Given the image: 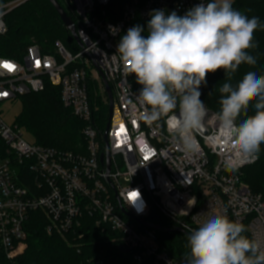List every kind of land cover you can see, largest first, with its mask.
<instances>
[{"label":"built area","instance_id":"obj_1","mask_svg":"<svg viewBox=\"0 0 264 264\" xmlns=\"http://www.w3.org/2000/svg\"><path fill=\"white\" fill-rule=\"evenodd\" d=\"M25 1L0 7V35L8 30L5 15ZM201 2L210 0H66L79 39L73 38L74 52L56 40L50 52L32 43L19 59L0 57V258L18 264L26 223L37 211L47 220V233L60 236L75 231L88 214L96 226L120 235L123 246L135 251L136 264H186L163 250L149 230L146 223L155 213L188 234L209 217L225 216L242 223L250 239L264 242V195L243 180L244 168L256 164L260 153L238 155L206 104L202 126L193 132L196 147L186 151L171 134L172 114L145 119L150 109L136 99L141 86L116 53L129 28L140 25L148 35L153 10L183 16ZM48 82L82 122L84 152L36 144L4 119V104L42 92ZM106 83L112 95L108 155L107 125L102 130L95 119L100 105L110 111Z\"/></svg>","mask_w":264,"mask_h":264},{"label":"clouds","instance_id":"obj_2","mask_svg":"<svg viewBox=\"0 0 264 264\" xmlns=\"http://www.w3.org/2000/svg\"><path fill=\"white\" fill-rule=\"evenodd\" d=\"M150 15L148 35H142L140 25L129 28L116 53L125 72L141 86L136 99L150 109L145 119L153 122L172 114L173 138L192 151L193 132L206 115L201 85L208 73H235L242 63L254 66L256 58L248 50L257 47L254 33L264 25L234 9L233 0L201 2L183 16L164 10ZM219 92L217 119L237 154L245 159L258 154L264 144V75L249 71L235 87L225 82ZM252 102L254 114L237 124ZM245 231L238 221L209 217L188 236L186 264H264V242L243 235Z\"/></svg>","mask_w":264,"mask_h":264},{"label":"trees","instance_id":"obj_3","mask_svg":"<svg viewBox=\"0 0 264 264\" xmlns=\"http://www.w3.org/2000/svg\"><path fill=\"white\" fill-rule=\"evenodd\" d=\"M8 1L0 0V6ZM57 1L75 23L74 14L68 9L66 0ZM233 8L249 18L258 17L264 25V0H233ZM5 21L8 30L6 34L0 35V57L19 59L32 43L39 44L44 52H50L56 40H61L71 50L76 46L71 32L49 0H27L9 11ZM254 42L257 47L248 50L256 58L254 66L242 63L235 73L223 69L208 73L200 98L214 112L220 111L219 88L223 83L230 82L235 87L249 71L256 72L258 76L264 75V28L256 30ZM19 99L22 110L15 122L32 134L36 144L84 152L86 141L82 134L83 124L63 105L59 87L48 82L44 91L30 93ZM254 103L237 118L238 124L254 114ZM102 106L95 119L99 127L104 129L108 117ZM259 153L260 160L244 168L243 180L254 192L264 195V144H261ZM148 223L161 227L149 228L150 231L155 230L154 235L160 247L175 259L186 263L185 257L190 251L188 236L179 232L172 221L159 213L150 216ZM46 224L42 212L30 215L25 226L27 249L17 258L18 264H85L92 258H102L106 264H136L135 251L123 246L120 235L96 226L88 214L83 215L81 226L67 234L66 238L47 233ZM243 235L247 236L245 232ZM0 264L8 262L1 256ZM142 264H152V261L148 259Z\"/></svg>","mask_w":264,"mask_h":264},{"label":"rangeland","instance_id":"obj_4","mask_svg":"<svg viewBox=\"0 0 264 264\" xmlns=\"http://www.w3.org/2000/svg\"><path fill=\"white\" fill-rule=\"evenodd\" d=\"M14 0H10L4 4H2L1 6L7 4V3H10ZM0 6V7H1ZM72 51L74 52L75 51V48L72 49ZM203 90V89H202ZM101 106V105H100ZM104 107L103 109L106 110V116L108 117V114H109V107H108V104L107 105H104L102 106ZM2 110H3V116H4V119L9 123V124H12L13 122H15L16 120V117L18 116V114L21 112L22 110V102L20 99H17L11 103H8V104H4L2 106ZM105 129V127H104ZM102 129V130H104ZM23 132H24V135L26 137V139L30 140V141H34V138L32 136L31 133H29L25 128H22ZM155 233V230L153 231ZM63 238H66V235L65 236H61ZM27 249V243L25 242L23 245H22V251L19 255V257L21 255L24 254V252L26 251Z\"/></svg>","mask_w":264,"mask_h":264},{"label":"water","instance_id":"obj_5","mask_svg":"<svg viewBox=\"0 0 264 264\" xmlns=\"http://www.w3.org/2000/svg\"><path fill=\"white\" fill-rule=\"evenodd\" d=\"M50 3L53 5V7L55 8V10L57 11V13L59 14L61 20L63 21V23L65 24V26L67 27V29L71 32L72 37L78 42L79 39L76 35V31H75V27L73 25V22L71 20V18L67 15V13L65 12V10L63 9V7L59 4V2L57 0H49ZM106 88H107V92L109 94L110 97V111H109V120L107 123V128L104 134L105 140H106V154L108 155V143H107V133H108V128L110 126V121H111V117H112V95H111V91L110 88L108 86V84L106 83ZM147 226L152 227V228H157V229H161L160 226H156L153 224H149L146 223ZM179 232L186 234L187 236H189L188 233H186L184 230L182 229H178Z\"/></svg>","mask_w":264,"mask_h":264},{"label":"snow or ice","instance_id":"obj_6","mask_svg":"<svg viewBox=\"0 0 264 264\" xmlns=\"http://www.w3.org/2000/svg\"><path fill=\"white\" fill-rule=\"evenodd\" d=\"M38 63V62H37ZM3 67L7 68L8 70H13L14 69V66L13 65H10V64H4ZM121 131H123V126H121ZM119 134V133H118ZM132 196L135 197L136 196V193L133 192L132 193Z\"/></svg>","mask_w":264,"mask_h":264}]
</instances>
